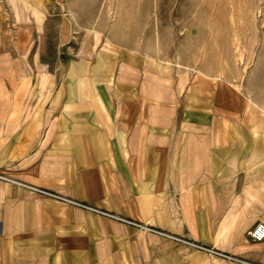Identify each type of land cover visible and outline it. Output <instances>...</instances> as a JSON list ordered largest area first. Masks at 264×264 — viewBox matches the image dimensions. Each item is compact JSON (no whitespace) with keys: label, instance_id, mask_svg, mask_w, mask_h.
<instances>
[{"label":"crops","instance_id":"0c3cea01","mask_svg":"<svg viewBox=\"0 0 264 264\" xmlns=\"http://www.w3.org/2000/svg\"><path fill=\"white\" fill-rule=\"evenodd\" d=\"M77 1L0 0V174L264 264V105L115 40L97 79L58 82L56 38H96ZM0 264L238 263L0 181Z\"/></svg>","mask_w":264,"mask_h":264},{"label":"rangeland","instance_id":"374dc122","mask_svg":"<svg viewBox=\"0 0 264 264\" xmlns=\"http://www.w3.org/2000/svg\"><path fill=\"white\" fill-rule=\"evenodd\" d=\"M73 7V16L66 13L74 32L96 38H56L42 65L57 70L58 82L97 79V53L112 51L115 40L160 67L215 73L264 105V0H79Z\"/></svg>","mask_w":264,"mask_h":264},{"label":"built area","instance_id":"2783aa9c","mask_svg":"<svg viewBox=\"0 0 264 264\" xmlns=\"http://www.w3.org/2000/svg\"><path fill=\"white\" fill-rule=\"evenodd\" d=\"M0 181H5V182H8V183L20 186V187L25 188L27 190H30V191H32V192H34L36 194H40V195L46 196L48 198L54 199L56 201H59V202H62V203H66V204H69V205H72V206H76L78 208H81V209H84V210H87V211H90V212H93V213L108 217L110 219L119 221V222H121L123 224L132 226V227L137 228V229H146L149 232H153V233L159 234V235H161L163 237H166V238H169V239H173V240L178 241V242H184L185 244L193 246L194 248H196V249H198L200 251L206 252L208 254H213V255H216V256H219V257L226 258L227 260L232 261V262H236L238 264H251V263L246 262L244 260H241L239 258H235V257L229 256V255L222 254V253L217 252L215 250H212L210 248H207V247H204V246H201V245H198V244H194L192 242H188V241L182 240L180 238L171 236V235L166 234L164 232H160V231L154 230L152 228H147V227L143 226L142 224H140L138 222H135V221H132V220H129V219H126V218H122L120 216H117V215L109 213V212L98 210V209H96V208H94V207H92V206H90L88 204H84V203L73 201L71 199H68V198H66L64 196H61L59 194H55V193L50 192V191L41 190V189H38V188H35V187H32V186H27V185L20 184V183H18L16 181L12 180L11 178H8V177L2 175V174H0ZM251 238L255 242H263L264 241V224L263 223H259V224H257L255 226V228L253 229V231L251 233Z\"/></svg>","mask_w":264,"mask_h":264}]
</instances>
